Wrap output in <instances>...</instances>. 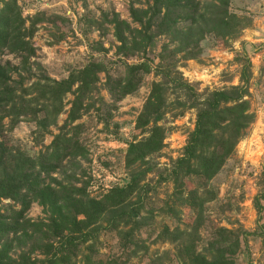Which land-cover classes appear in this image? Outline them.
Wrapping results in <instances>:
<instances>
[{"label":"rangeland","instance_id":"obj_1","mask_svg":"<svg viewBox=\"0 0 264 264\" xmlns=\"http://www.w3.org/2000/svg\"><path fill=\"white\" fill-rule=\"evenodd\" d=\"M197 1L203 6H221L218 0ZM227 2L229 13L243 25L237 26L240 31L237 37L226 43L219 33L206 34L200 43L198 58L183 61L182 54L173 53L176 45L170 44L168 37L157 36L154 28L145 32L133 16L134 12L137 15L149 12L153 0H0V11L4 10L5 3L17 5L25 27L32 33L27 40L36 55L29 59V72L22 73L27 80L25 87L29 89L26 99L39 94L36 92L38 82L45 86L63 82L94 62L102 63L105 69L99 72L98 82L83 98L80 118L70 120L73 102L80 94L78 83L62 97L61 112L50 120L45 130L41 131L29 115L14 124L11 118L5 119L0 126V142L4 144L5 154L20 151L31 157L39 156L55 136L63 132L73 135V129L82 125L78 141L83 154L67 158L62 164L65 168L52 174L57 182L50 183L56 189L59 184H73L99 201L128 183L131 168L126 159L130 146L149 137L155 126L164 130L162 150L134 166L143 171L151 170L127 202L145 200L144 208L139 210L141 216L148 219L146 226L141 230L126 224L110 226L108 221L117 212L113 209L92 226L87 225L84 215H79L78 221L83 222L80 229L88 228L93 236L81 251L70 256V264H84L86 256L109 263L118 260L123 264H182L190 261L184 251L186 245L193 247L198 258L211 261L220 254L221 237L237 235L241 247L236 253H227L226 257L234 264H264V0ZM118 24L122 25V30L128 25L142 33H133L138 49L130 48L131 52L119 49L122 43L116 36ZM124 33L129 37L127 30ZM164 45H169V53L162 59L167 47ZM3 62L20 67L21 59L7 53ZM142 62L148 63L152 72L144 76L139 89L123 99L113 98L108 90L110 78L123 79L127 64ZM162 65L178 67L183 81L200 94L233 86L248 87V99L255 114L247 136L208 186L202 190L196 177L188 176L185 180L187 192L198 189L206 196L200 209L203 218L200 225H197L199 217L194 207L178 201L174 184L169 179L165 181L170 174L168 171L183 156L196 127L197 112L189 107L192 99L188 101L192 96L169 84L163 94L161 119L146 126L139 124L152 100L154 85L165 81L158 75L157 68ZM13 78L19 79L16 74ZM178 103H187V106L181 107ZM41 105L37 108L41 109ZM159 136L161 138L162 134ZM169 206L176 218L167 214ZM0 208L2 213L8 214L21 209L10 199L3 200ZM51 215L50 210L35 200L26 219L34 224L49 223ZM166 227L171 232L178 228L184 236L177 241H172L173 237L167 239L163 237ZM30 231L34 230L30 228L29 234ZM21 234L11 235L10 239ZM31 243L28 241L27 246ZM44 258L39 251L32 255L37 264H42Z\"/></svg>","mask_w":264,"mask_h":264},{"label":"trees","instance_id":"obj_2","mask_svg":"<svg viewBox=\"0 0 264 264\" xmlns=\"http://www.w3.org/2000/svg\"><path fill=\"white\" fill-rule=\"evenodd\" d=\"M221 1V6L216 4L204 5L197 0H153L149 12H141L142 15L133 13L136 22L143 27L145 32L155 29L157 36H166L169 43L176 45L175 54H182L183 61L195 60L200 55V43L206 34L219 33L226 43L237 37L240 31L238 19L228 11V2ZM146 15V20H144ZM148 15V17H147ZM139 18H137V17ZM242 24V23H241ZM122 25L118 24L116 36L122 43L120 50L130 51L139 48L132 30L126 29L127 37ZM240 27H243L241 25ZM142 33H139V35ZM31 31L25 27L18 7L15 3H5L4 10L0 11V126L7 118H11L12 124L28 115L33 117L35 124L45 130L52 118H56L62 110V97L70 92L76 84L80 83L79 95L73 102V110L70 120L80 117L79 108L83 106V98L98 82V74L105 70L102 63H90L86 68L73 73L68 80L50 85L38 82L36 84L39 94L26 99L29 89L25 87L26 78L23 72H29V59L35 57V48L27 40ZM132 41L131 44H129ZM134 46H131V45ZM167 46V45H164ZM169 45L164 47L163 59L169 50ZM131 52V51H130ZM18 55L21 59L20 67H14L8 62H3L6 54ZM133 53V51H132ZM128 55V54H127ZM173 68V69H172ZM158 75L165 81L156 83L152 91V97L146 106L139 124L148 125L150 122L157 123L163 113V94L169 84L176 90L183 91L192 96L189 107L196 109V127L191 133L183 156L175 163L168 172L174 184V196L177 200L194 207L199 217L197 225H200V209L203 206V194L198 189L186 191L185 180L188 176L196 177L200 186H208L209 182L221 171L226 162L234 153L238 144L247 136V131L255 121V114L249 101L248 87L233 86L227 89L212 92L198 93L193 86L182 79L178 67L167 65L159 66ZM152 69L146 62L136 65H126V76L120 80L110 78L108 90L113 98L119 100L136 92L145 75L150 74ZM19 77L14 79V75ZM77 90V91H78ZM42 99V101H39ZM154 99V101H153ZM41 109H38V105ZM33 105V107H32ZM186 107L187 103H178ZM55 109V111H49ZM45 114L41 116L40 114ZM82 125L73 129V135L63 132L55 136L52 144L39 156L31 157L26 153H6L4 144L0 142V204L3 200L10 199L21 207L20 211H11V214L2 213L0 208V264H37L32 259L37 251L45 256L42 264H70V256L81 251L82 247L90 241L93 235L91 230L80 229L83 222L78 221L79 215H84L88 220V226L98 223L102 216L109 210L117 212L108 223L126 224L136 230H141L148 221L142 217L140 208H144L145 200L138 198L136 203H127L140 189V183L151 170L135 169L137 163H144L147 158L158 154L163 148L164 130L155 126L146 139L132 144L128 150L126 163L131 172L129 180L122 188H117L97 201L73 184H59L58 188L51 186L50 182H57L52 174L60 168L64 169L63 162L71 157L83 154V147L78 141V135ZM162 134L161 138L159 134ZM38 200L40 204L51 211L49 223L34 224L26 219L32 201ZM199 208V209H198ZM199 210V212H198ZM114 213V212H113ZM167 214L176 218L171 206ZM116 227V226H115ZM32 228L34 231H30ZM88 230V231H87ZM67 232V233H66ZM163 237L180 240L184 234L176 228L171 232L166 227ZM227 232V231H225ZM10 239L11 235H17ZM132 233V230H131ZM168 235V236H167ZM182 235V237H181ZM31 245L27 246V242ZM218 256L208 261L198 258L192 246H185L184 251L190 258L189 264H234L226 254L236 253L241 242L239 235L235 237H221ZM20 251V254L17 252ZM18 256L17 258H14ZM182 263V264H188ZM84 264H123L117 261L104 262L94 261L89 256L84 259Z\"/></svg>","mask_w":264,"mask_h":264}]
</instances>
